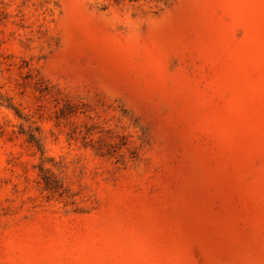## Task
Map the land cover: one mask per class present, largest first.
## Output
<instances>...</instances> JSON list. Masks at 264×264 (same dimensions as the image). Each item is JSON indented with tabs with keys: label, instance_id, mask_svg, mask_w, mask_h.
Instances as JSON below:
<instances>
[{
	"label": "rangeland",
	"instance_id": "374dc122",
	"mask_svg": "<svg viewBox=\"0 0 264 264\" xmlns=\"http://www.w3.org/2000/svg\"><path fill=\"white\" fill-rule=\"evenodd\" d=\"M0 264H264V0H0Z\"/></svg>",
	"mask_w": 264,
	"mask_h": 264
}]
</instances>
